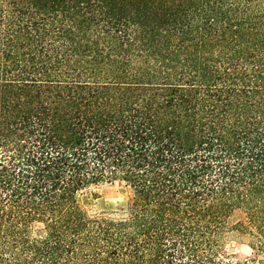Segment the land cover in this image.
Returning a JSON list of instances; mask_svg holds the SVG:
<instances>
[{
  "label": "trees",
  "instance_id": "obj_1",
  "mask_svg": "<svg viewBox=\"0 0 264 264\" xmlns=\"http://www.w3.org/2000/svg\"><path fill=\"white\" fill-rule=\"evenodd\" d=\"M235 211L264 254V0H0V264H239Z\"/></svg>",
  "mask_w": 264,
  "mask_h": 264
},
{
  "label": "rangeland",
  "instance_id": "obj_2",
  "mask_svg": "<svg viewBox=\"0 0 264 264\" xmlns=\"http://www.w3.org/2000/svg\"><path fill=\"white\" fill-rule=\"evenodd\" d=\"M131 198L130 189L122 182L104 183L88 189L82 201L91 213H120L127 209ZM239 211L233 212L227 220L224 249L232 263L264 264V254H256L249 247V239L236 231L234 226L242 220Z\"/></svg>",
  "mask_w": 264,
  "mask_h": 264
}]
</instances>
